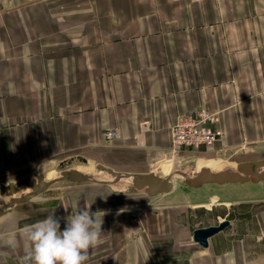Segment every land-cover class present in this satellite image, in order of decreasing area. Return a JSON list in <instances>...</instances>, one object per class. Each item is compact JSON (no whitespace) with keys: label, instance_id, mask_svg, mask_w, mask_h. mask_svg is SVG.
Wrapping results in <instances>:
<instances>
[{"label":"crops","instance_id":"crops-1","mask_svg":"<svg viewBox=\"0 0 264 264\" xmlns=\"http://www.w3.org/2000/svg\"><path fill=\"white\" fill-rule=\"evenodd\" d=\"M200 110L224 134L190 156L264 152V0H0V187L73 160L171 168L172 128ZM249 184L30 196L0 216V237L22 241L0 264H34L26 226L84 209L103 220L85 264H264V183Z\"/></svg>","mask_w":264,"mask_h":264},{"label":"water","instance_id":"water-1","mask_svg":"<svg viewBox=\"0 0 264 264\" xmlns=\"http://www.w3.org/2000/svg\"><path fill=\"white\" fill-rule=\"evenodd\" d=\"M182 172H172L168 177L162 179L154 173L148 174H118L139 191H146L150 197L171 193L174 189L173 179ZM69 181L72 183L96 182L100 184H113L116 179L111 181H100L94 177L84 174L76 169L61 172V177L48 181L44 175L35 178H25L16 183L1 185L0 195L10 198V202L0 207V216L8 209L23 203L27 197L36 196L44 193L49 187L60 182ZM186 183L189 187L199 189L205 185L223 186L226 184H248L264 183V159L256 162H244L237 165L233 172H214L209 168H202L196 177L186 175ZM31 190L27 196L15 197L21 192L23 187ZM229 221H224L218 226L198 229L194 232V241L204 248L209 247V240L224 231L230 226Z\"/></svg>","mask_w":264,"mask_h":264},{"label":"rangeland","instance_id":"rangeland-1","mask_svg":"<svg viewBox=\"0 0 264 264\" xmlns=\"http://www.w3.org/2000/svg\"><path fill=\"white\" fill-rule=\"evenodd\" d=\"M107 138V137H106ZM108 140V139H107ZM210 155H203V154H196V155H185L184 157H179V158H172L170 161L173 166L171 168H166L164 167L165 165H157L153 169H148L146 173L143 174H148L154 171V174L158 173V170H161L163 168L167 169V173H165L163 176L166 178L171 172H182V174L177 175L173 179V183L175 186V190L178 191H191V187H189L186 183V175L189 177H196L198 174H200L202 168H207L205 165H208L211 162L215 161H223L224 164L218 169H211L214 172H233L237 169V165L242 163V162H256L257 160H260L264 158V152H249L248 150L243 151L241 153L235 154L232 153L229 155H216L214 152H210ZM70 169H76L79 170L80 172L90 175L94 177L95 179H102L105 181H111L115 180L113 184H110L111 187H117L126 190H135L136 189L132 186L130 181L120 178L121 175L118 174H123V173H116L119 172L114 169L106 168L103 167L102 165H91L88 163H84L83 161H78V160H73V161H66L63 163H59L57 167H55L54 171L48 172L46 176L48 181H52L55 179H58L61 177V172L65 170H70ZM191 171L187 173L186 171ZM186 172V173H184ZM130 174V173H128ZM55 175V176H54ZM159 177L164 178L162 175H158ZM34 178V177H33ZM50 178V179H49ZM109 179V180H108ZM9 185V184H8ZM96 185H101L100 183L96 182H83V183H72L67 180L64 181V183L60 184H54L48 192H44L42 194L43 197L51 199L49 200L50 202L54 201L56 203L57 201L60 200V195H62V191L68 187H78V186H96ZM252 184L245 185L249 186ZM245 186H241L240 192L244 191L246 188ZM214 187H220V186H214ZM240 187V186H239ZM243 188V189H242ZM27 190V187L22 188V192H25ZM20 194H22L20 192ZM19 195V194H18ZM9 198L8 197H3L0 195V207L8 203ZM16 239H8V236H1L0 237V258L3 260L2 255H5V253L9 254H14L18 251H20L21 247L20 245L22 241H15ZM16 245V246H15Z\"/></svg>","mask_w":264,"mask_h":264},{"label":"clouds","instance_id":"clouds-1","mask_svg":"<svg viewBox=\"0 0 264 264\" xmlns=\"http://www.w3.org/2000/svg\"><path fill=\"white\" fill-rule=\"evenodd\" d=\"M101 212L105 215L104 211ZM102 224L97 211L87 209L63 218L49 214L26 226L27 238L31 242L28 258L34 264H85L90 256L89 249L100 242Z\"/></svg>","mask_w":264,"mask_h":264},{"label":"built area","instance_id":"built-area-1","mask_svg":"<svg viewBox=\"0 0 264 264\" xmlns=\"http://www.w3.org/2000/svg\"><path fill=\"white\" fill-rule=\"evenodd\" d=\"M219 121V114L208 110H200L180 117L172 128L173 146L169 153V160L216 145L221 141L224 133L220 128H212L209 124H217ZM118 136L117 131L106 133L108 140Z\"/></svg>","mask_w":264,"mask_h":264},{"label":"bare ground","instance_id":"bare-ground-1","mask_svg":"<svg viewBox=\"0 0 264 264\" xmlns=\"http://www.w3.org/2000/svg\"><path fill=\"white\" fill-rule=\"evenodd\" d=\"M223 164H224V162L223 161H215V162H211V163H209L208 165H205V167H207V168H209V169H218V168H220L221 166H223ZM187 173H189V172H191V171H186ZM186 172H184V173H186ZM165 173H167V169L166 168H163V169H161V170H158V173L157 174H155V175H164ZM172 173V172H171ZM170 175V174H169ZM55 176V175H54ZM49 177V176H48ZM164 177V176H163ZM50 179V178H49ZM162 179H165V177L164 178H162ZM98 180H100V181H105V180H102V179H98ZM109 180V179H108ZM129 182V181H128ZM27 190H30L29 188H27ZM31 192V190L30 191H28V192H22V189H21V193H30Z\"/></svg>","mask_w":264,"mask_h":264}]
</instances>
